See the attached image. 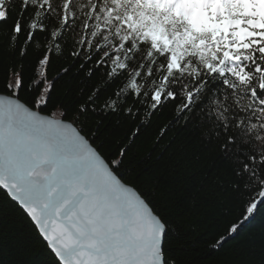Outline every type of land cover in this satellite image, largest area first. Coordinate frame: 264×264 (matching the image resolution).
I'll list each match as a JSON object with an SVG mask.
<instances>
[{
	"label": "snow or ice",
	"instance_id": "snow-or-ice-1",
	"mask_svg": "<svg viewBox=\"0 0 264 264\" xmlns=\"http://www.w3.org/2000/svg\"><path fill=\"white\" fill-rule=\"evenodd\" d=\"M0 67V214L25 213L51 264H182L166 209L118 175L130 149L94 147L89 113L135 138L171 108L192 158L199 144L212 159L210 195L242 201L245 220L264 207V0H0ZM73 69L82 86L69 105L56 85ZM8 247L0 233V256ZM11 250L27 251L19 238ZM224 255L264 264V237Z\"/></svg>",
	"mask_w": 264,
	"mask_h": 264
},
{
	"label": "trees",
	"instance_id": "trees-1",
	"mask_svg": "<svg viewBox=\"0 0 264 264\" xmlns=\"http://www.w3.org/2000/svg\"><path fill=\"white\" fill-rule=\"evenodd\" d=\"M70 63L67 58L58 60L53 65L52 75L55 76L61 67L67 68ZM25 67L30 73L31 64L25 62ZM2 79L3 67H0ZM81 86L77 69H73L56 85L57 97L67 96L65 103L70 105L73 97H79L76 88ZM68 88L73 91L68 92ZM75 115V109H71L66 121L70 122ZM174 117L177 114L171 108L165 110L163 115L153 119L151 127L135 138L128 134L131 125L119 123L114 116L89 113L80 119L84 121L85 133H90L91 140L95 142L93 146L102 145V154L111 155L122 145L130 149L118 175L124 182L152 193L158 208L166 209L164 215L169 221L170 247L182 264H223L224 254L227 252L231 257L238 245L243 248L260 243L264 237V207L258 205L253 217L245 220L242 201L210 195L211 181L204 173L206 166H212V159L208 153L199 155V144L195 146L197 159L192 158V147L185 148L186 142L191 139L189 132L183 128L184 121L174 122ZM161 125L169 129L166 135H161ZM0 199H3L2 193ZM232 225H239L236 239H229L222 249L214 248L213 237L217 231L227 235L226 230ZM0 233L9 244L0 256L4 264L20 259H28L30 264H51L46 242L22 211L0 214ZM17 238L27 249L23 254L11 250Z\"/></svg>",
	"mask_w": 264,
	"mask_h": 264
},
{
	"label": "water",
	"instance_id": "water-1",
	"mask_svg": "<svg viewBox=\"0 0 264 264\" xmlns=\"http://www.w3.org/2000/svg\"><path fill=\"white\" fill-rule=\"evenodd\" d=\"M45 115V114H44ZM66 123L69 122V121H65ZM34 224V223H33ZM36 227V226H35ZM42 237V236H41ZM43 238V237H42Z\"/></svg>",
	"mask_w": 264,
	"mask_h": 264
}]
</instances>
